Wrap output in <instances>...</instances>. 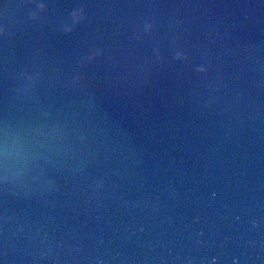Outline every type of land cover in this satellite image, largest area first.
Here are the masks:
<instances>
[{"label": "water", "instance_id": "95a60500", "mask_svg": "<svg viewBox=\"0 0 264 264\" xmlns=\"http://www.w3.org/2000/svg\"><path fill=\"white\" fill-rule=\"evenodd\" d=\"M0 264H264V0H0Z\"/></svg>", "mask_w": 264, "mask_h": 264}, {"label": "snow or ice", "instance_id": "6c2138e0", "mask_svg": "<svg viewBox=\"0 0 264 264\" xmlns=\"http://www.w3.org/2000/svg\"><path fill=\"white\" fill-rule=\"evenodd\" d=\"M101 54H102V52L97 51V52L94 53V56H90V57H88V59H94L95 57H97V56H99Z\"/></svg>", "mask_w": 264, "mask_h": 264}]
</instances>
